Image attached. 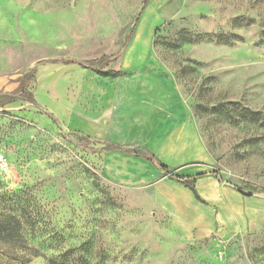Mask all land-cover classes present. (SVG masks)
I'll list each match as a JSON object with an SVG mask.
<instances>
[{
	"label": "rangeland",
	"instance_id": "rangeland-1",
	"mask_svg": "<svg viewBox=\"0 0 264 264\" xmlns=\"http://www.w3.org/2000/svg\"><path fill=\"white\" fill-rule=\"evenodd\" d=\"M132 81L179 93L230 213L106 179L108 143L148 151L79 115ZM1 154L0 264H264V0H0Z\"/></svg>",
	"mask_w": 264,
	"mask_h": 264
},
{
	"label": "crops",
	"instance_id": "crops-1",
	"mask_svg": "<svg viewBox=\"0 0 264 264\" xmlns=\"http://www.w3.org/2000/svg\"><path fill=\"white\" fill-rule=\"evenodd\" d=\"M116 85L110 95L95 103L93 111L80 113L78 126L82 132L104 141L140 144L148 151L143 156H154L179 175L191 178L203 175L196 180L201 199L220 212L229 210L226 208L228 199L234 204L240 202L236 191L221 185L210 174V155L194 120L184 111L179 93L176 96L170 89H161L145 82H118ZM127 99L132 101L129 107L124 105L119 106V110L114 109L118 102ZM109 145L121 147L116 143L106 146ZM111 151L104 159V175L116 186L151 189L160 194L157 200L163 206L169 197L177 206L174 212L169 213L174 216H178V192L188 199H196L190 189L166 176L144 157L124 150ZM221 204L224 205L222 208Z\"/></svg>",
	"mask_w": 264,
	"mask_h": 264
},
{
	"label": "trees",
	"instance_id": "trees-1",
	"mask_svg": "<svg viewBox=\"0 0 264 264\" xmlns=\"http://www.w3.org/2000/svg\"><path fill=\"white\" fill-rule=\"evenodd\" d=\"M118 57H119L118 55L117 56L110 57L108 59V62L107 63L115 62L118 59ZM95 62H97V60L94 61V62H92V63H95ZM76 63H78V62H75V61H72V60L63 62V64H65V65H71V64H76ZM84 65L88 66L89 68H92L93 67L90 64H84ZM98 72L99 73H102L101 70H99ZM109 73L110 74H113L114 76H119L121 74L120 72H109ZM30 77L33 78V76H30ZM25 78H27V76ZM21 93L23 95L26 94L27 95V99L30 102H34V97H33V94L31 92H26V91H24L22 89L21 90ZM106 150H110V151L111 150H124V151H126L128 153H132L133 155H135L137 157H144L146 160H148L149 162H151L154 165H156L166 176H168L171 179H174V180L178 181L179 183H181L182 185H184L186 188L190 189L192 191V193L194 194L195 198L198 201H202L201 196L198 194V191L196 189V180L198 178L202 177L203 175H199V176L194 177V178L181 176V175L177 174L176 172H174L173 170H170L168 167H166L162 163H160L154 156H146V157L145 156H141V155L135 153L134 150L124 149V148L119 147V146H116V145L106 146Z\"/></svg>",
	"mask_w": 264,
	"mask_h": 264
},
{
	"label": "built area",
	"instance_id": "built-area-1",
	"mask_svg": "<svg viewBox=\"0 0 264 264\" xmlns=\"http://www.w3.org/2000/svg\"><path fill=\"white\" fill-rule=\"evenodd\" d=\"M8 171L7 160L4 155H0V172L6 173Z\"/></svg>",
	"mask_w": 264,
	"mask_h": 264
}]
</instances>
